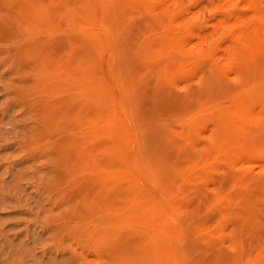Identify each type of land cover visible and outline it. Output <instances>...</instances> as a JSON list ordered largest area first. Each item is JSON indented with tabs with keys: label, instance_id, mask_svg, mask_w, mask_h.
Wrapping results in <instances>:
<instances>
[{
	"label": "rangeland",
	"instance_id": "rangeland-1",
	"mask_svg": "<svg viewBox=\"0 0 264 264\" xmlns=\"http://www.w3.org/2000/svg\"><path fill=\"white\" fill-rule=\"evenodd\" d=\"M27 1L0 0V264H108V261L109 264H149L131 234L140 227H150L153 196L160 188L147 189L140 179L149 178L159 185L160 177L168 172L172 187L180 188V193L193 190L200 181L198 189L215 188L213 173L229 170L231 151L227 146L219 150L209 148L210 144L198 134H209L216 128L231 134L238 118L236 105L244 111L264 110L261 105L264 89L258 91L257 97L252 92L239 94L238 101L233 102L238 92L222 75L218 83L204 90L206 93L197 95L199 102H181L174 107L169 90H165V63L172 55L174 43L168 41L164 30L147 25L142 34L136 30L137 19L127 11V0ZM198 4L197 9L204 4L203 0ZM34 5L39 8L33 10ZM120 16L127 25L123 40L107 51L88 46L89 39L85 37L69 40L61 34L55 36L56 39L50 32L52 26H56L60 31L66 29L65 34L72 31L77 34V30L91 29L99 21L120 24ZM26 23L31 32L26 29ZM31 24L33 29H30ZM108 67L113 74H108ZM160 67L163 74L157 77ZM217 68L216 63L203 71L211 74L217 72ZM83 70H91L98 85L106 88V83L109 84L111 92L98 90L90 95L79 89L82 75L78 71ZM88 75H84L83 80H87ZM78 79L81 83L73 87L71 83L77 84ZM111 80L120 85L114 87ZM56 83L63 92L58 94L60 91L56 89V94H45V88H57ZM115 93L122 96L132 117V110H138L133 119L147 135L142 139V152L117 146L116 160L110 166L103 160V151H107L110 144L99 133L106 122V109L110 108L106 98ZM142 97H146L144 101ZM93 98H97L100 105ZM72 100L74 105L68 108ZM116 107L109 125L125 119L120 115L123 109L120 105ZM144 110L149 115H143ZM162 129L166 132H161ZM167 132L170 136L164 134ZM234 139L231 137L230 144ZM249 142L258 145L252 166H264L259 158L264 155V137ZM134 153L137 169L129 161ZM92 164L100 167L99 177ZM252 172L249 177L253 176ZM262 176L259 178H264ZM261 179L248 178L239 189L232 183L220 206L228 217L223 225L226 232L234 228V217L239 218L236 223L244 234L246 246L241 260L221 251L219 231L224 229L218 227L216 233L210 235L216 226L219 207L208 209L207 203H203L202 212L188 228L192 248L181 264H264V189L256 184ZM120 183L123 186L117 190ZM126 213L129 219L122 223L121 216ZM143 213L145 218L141 216ZM172 222L167 219L161 227L170 230ZM88 226L104 227L109 238L118 236L122 251H106L98 231L94 230L95 235L91 236L84 233ZM156 264L171 263L162 256Z\"/></svg>",
	"mask_w": 264,
	"mask_h": 264
},
{
	"label": "bare ground",
	"instance_id": "bare-ground-1",
	"mask_svg": "<svg viewBox=\"0 0 264 264\" xmlns=\"http://www.w3.org/2000/svg\"><path fill=\"white\" fill-rule=\"evenodd\" d=\"M50 1L52 3L53 0ZM55 1L59 2V0L58 1L55 0ZM203 2L204 4L198 9L197 7L199 5L198 4L199 0H127L126 3V5L128 6L127 11H129L130 14H134L133 16L136 17L137 19L136 30H139L142 34V31H144V27L146 25L150 26L152 29L164 30L165 35L169 39L168 41H172L174 43V50L172 51V55L168 57L165 63L166 68L163 65V68H165L167 71V73L165 72L167 74L165 90L166 91L169 90L168 93L170 95V98L174 101L173 102L174 107L178 106L177 104H180L181 102L185 103L187 101H194V100L195 103L199 102L197 95L200 93H206L204 90H209L214 85V83L219 81L222 75H224V78L226 79L227 82H230L232 85H234V87L238 92L237 96L235 94L233 95L234 97L236 96L233 102L238 101L239 96L245 93L252 92V94H254L255 97H257L258 91L261 92L262 91L261 89H264V0H203ZM46 4L47 6H50L48 2ZM35 5L33 10H37L39 8L38 5L37 8L35 7ZM120 17L122 19L123 16ZM26 18H27L26 20L29 19V17ZM7 19H9V17ZM51 20L53 21V19ZM34 21L32 20V22ZM20 23L23 24V22ZM123 23H125L123 22V19H122V23L120 24H114L112 21H107V22L99 21V23L91 27V29L90 28L88 29L83 28L81 30L79 29L76 31V32L79 31L77 34H73L74 31H72L70 34L68 33L69 35L65 34L66 29H64V31H60L58 30V28H56V26H52V30H50V32L52 31L51 33L52 36L54 37L57 35L64 34V37L69 38V40L74 39L75 37L77 40H79L82 37H85L89 39L88 46L90 47L96 46L97 50L99 48L107 51L111 45L117 46L120 42H122L123 36L127 28V25ZM14 24L16 26V21ZM25 26L26 29L29 28L27 23L25 24ZM31 28H32V24L30 25V29ZM28 31L31 32V30ZM45 31L44 33H46ZM27 36L29 35L27 34ZM54 37L51 38L54 39ZM55 38L57 39V37ZM34 41L35 40H33V42ZM216 63L218 67L217 72L211 74L204 73L203 69L205 67H214ZM161 67L156 72L157 77H161L160 75L163 74ZM107 72L108 74H113L114 71L110 67H108ZM78 73L82 75L80 76L79 74H77V76H80V79H82L81 81L82 84H80L79 89L83 91L86 90V92H88L90 95L94 94L93 92H97L98 90L99 91L103 90L104 93L111 92V89L109 88V84L106 83L107 85L106 88L104 86L98 85L99 84L98 80L96 81L94 80L91 70L78 71ZM84 75L89 76V77L85 76L86 77L85 79L87 80H83ZM98 78H101V76ZM80 79H78L79 81L76 80L78 82L77 84L71 83V85H73V87L77 86L80 82ZM134 81L135 79H133V82ZM111 82L112 84H114V87H118L120 85V83H116L114 80L113 81L111 80ZM153 85L156 86L154 82ZM55 86L57 88L55 87L45 88L44 90L45 94L48 95L53 92H55L56 94L57 93L56 89H58L60 86L58 87L57 83ZM154 86L153 88H155ZM114 87L112 86L111 88ZM59 91L60 92H58V94L63 92L61 90ZM156 94L157 96H159L158 93ZM66 97L68 98L69 96ZM152 97H154V95ZM142 98H143L142 101H144V98L146 97H142ZM93 99H96L95 100L96 104L98 103L100 105V101L97 100V98H93ZM106 99H108L106 101L110 103V108L108 107L109 109H106L108 111L105 112L107 115L106 122L105 123L103 122L105 118L102 121L100 120V123L102 122L104 123L103 124L104 127L102 129V132L99 134L103 136L102 138H104V140H106L107 143L110 144L107 150L109 152L103 151L104 152L103 160L107 163V165L111 166V163L116 160L115 152L117 151L116 149L117 146L123 145L124 147H132L134 149H138L139 152H142L144 146L142 145L143 142L142 139H144V137L147 134L142 130H140L141 125H139V123L134 121L133 119L134 115L136 116L135 113H137L138 110L136 109L137 110L136 112V110L133 109L132 107L133 109L132 110L133 117H132V115L125 108L121 95H116L115 93L114 95H111L110 98H106ZM255 100L257 101V99ZM162 102L164 101L162 100ZM66 105L68 106V104H65V106ZM72 105H74L73 100L71 103H69L68 108L71 107ZM117 105H120L121 109H123L120 115L125 119H123L121 122L118 123L116 122L113 125H109L108 121L111 115L115 113L114 108ZM261 105L264 106V103H261ZM149 112L151 113V111ZM235 112L238 118H237V122H235L234 124L235 126L232 128L233 131L231 130V134L228 133V131L226 132V130L222 128H216L215 131L209 134H205L202 132L198 134V136H200L201 139H203L208 144H210V146L208 145L209 148L213 150L214 149L219 150L227 146L231 151L230 159L232 161V165L229 168V170L227 171L218 170L213 173V178L215 180L214 182H216L215 188L210 189L207 186V188H204L203 190L198 189L199 188L198 186L201 183L200 181L198 182V184L195 185L193 190L180 193L181 191L180 188L172 187L170 183L171 174H168V172L160 177L161 184L159 185L154 184L152 182L153 180L149 178L146 179V181H141L140 179V182L141 183L143 182L147 186V189L152 188L156 190L157 187L160 188L159 190L155 191L157 192V195L153 196L154 206L153 209L150 210V212H152V217L148 219L149 222L148 224L150 225V227L149 228L140 227V229L133 232L134 235L131 234L135 238L132 239H134L137 246L141 248L140 250L142 251L143 249L145 254L144 260L149 261V264H156L157 259L161 258L162 256L166 257L167 261L171 264H181L182 261H184L185 255L186 256L188 255L189 248L190 249L192 248V245L190 246L189 244L190 241L188 239L189 238L188 228L192 227L194 221L197 219V216L202 212L201 211L202 204L207 203L206 206H208V209L214 206L219 207L217 218L215 217L216 226L215 228L213 227L214 229L211 230L210 232V235H214L218 227L224 229L223 225L225 221L228 219L226 213L224 212V209H221L220 206L226 200V193L229 187L234 185L236 188L239 189L240 186L246 184L248 178L250 180L261 179L259 178V176L264 175V166H258V165L252 166V163L255 162L253 158L257 154L258 145H256L253 142H249L250 140L257 141L260 140L261 137H264V110L258 112L255 110L244 111L243 107L236 105ZM142 114L149 115L148 112L145 110L142 112ZM137 118H138L137 120L139 121L140 119L139 114H137ZM99 119L102 118L100 117ZM221 122L223 121L221 120ZM98 124H95V126ZM96 127L98 128L100 126H96ZM162 130L161 132H166ZM173 131H175V129ZM149 133L151 134V132ZM152 133L159 134V131L158 132L153 131ZM164 134H168V132ZM186 136H187V132H186ZM148 137L149 136H147V138ZM154 137H151L150 139L154 138V140L157 141L156 139L157 136L155 135ZM176 137L178 136L176 135ZM231 137L235 139L230 144ZM188 141L190 142L189 138ZM159 146H157L158 149ZM86 155L87 154H85L84 156ZM135 156L136 153L133 154V156L129 161L132 164V167L137 169V165H136L137 163L134 158ZM259 158L262 161H264V155H261ZM225 160L227 161V159ZM165 161L162 162L164 163ZM165 164L167 165L168 163L165 162ZM176 164L178 167V163ZM176 164H174L173 167L176 166ZM92 165H93L92 169L94 170V173H96V175L99 177L100 167L98 165H94V164ZM171 168L169 169L170 171L173 170ZM251 171H253L252 173L254 174L253 176L249 177ZM171 182L173 183V181ZM256 184H258L257 187L260 186V188L264 189V178H262L261 181H257ZM122 186L123 184L120 183L117 185L116 189L117 190L121 189ZM128 214L129 213H126L124 216H121V221H123L122 223H127V220L129 219ZM145 215L146 214L143 213L141 216L145 218ZM232 217H234V215ZM167 219L173 220L174 222H172L170 230L166 231L161 227V223ZM234 220H235V224H233L234 228L230 232H226L225 229L219 231L221 233L220 239L222 241L221 242L219 241L218 243H221V251L225 252L226 254L232 253L233 255L236 256L237 260H241L242 253L246 251L245 249L246 246L244 244V236H243L244 234L242 233V230L237 226L238 224L236 223V220H239V218L234 217ZM103 228L101 229L100 227L98 228L89 227L86 231H84V233L88 235L90 234L91 236V234H94L92 233L94 232V230L98 231L99 234H101L100 235L101 242L103 241L105 243L106 251L109 250L114 252V251H118L119 249V252H121L122 244H120V241H118L119 240L118 236L109 238V236H107V230L106 229L104 230ZM122 228H124V226ZM211 240L213 241L212 237ZM133 257L134 255L131 258ZM136 258H139V255ZM120 259L121 258H119L118 260ZM133 259H131L130 261L134 263ZM113 260L112 262L115 263V261ZM108 262L110 263V261ZM136 262L138 261L136 260Z\"/></svg>",
	"mask_w": 264,
	"mask_h": 264
}]
</instances>
